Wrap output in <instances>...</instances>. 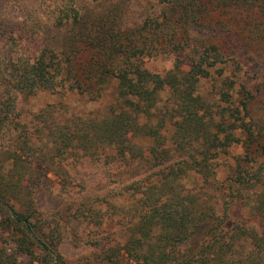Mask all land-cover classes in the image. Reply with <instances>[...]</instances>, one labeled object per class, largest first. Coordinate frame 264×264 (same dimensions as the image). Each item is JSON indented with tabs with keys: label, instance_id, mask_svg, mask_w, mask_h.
I'll return each instance as SVG.
<instances>
[{
	"label": "trees",
	"instance_id": "1",
	"mask_svg": "<svg viewBox=\"0 0 264 264\" xmlns=\"http://www.w3.org/2000/svg\"><path fill=\"white\" fill-rule=\"evenodd\" d=\"M125 1H70L35 51L22 27L0 23V138L10 143L0 149V264H63L56 229L39 216L33 192L50 173L65 182V166L82 158L158 169L106 197L105 208L92 201L70 209L73 221L97 231L113 215L123 222L127 238L104 264H264V230L225 229L200 190L189 188L193 178L215 181L220 161L240 146L228 188L242 205L254 197L250 213L264 216V190L255 191L264 188V168L253 169L264 157V117L251 115L255 104L264 112V0H146L153 10L140 22H130ZM177 54L187 63L162 75L144 67L146 58ZM218 65L217 98L209 99L200 82ZM111 79L116 100L104 117L67 116L64 104H47L35 117L43 139L20 123L18 96L64 89L94 101Z\"/></svg>",
	"mask_w": 264,
	"mask_h": 264
},
{
	"label": "rangeland",
	"instance_id": "2",
	"mask_svg": "<svg viewBox=\"0 0 264 264\" xmlns=\"http://www.w3.org/2000/svg\"><path fill=\"white\" fill-rule=\"evenodd\" d=\"M72 4L79 7H86L97 0H0V23L6 25L14 24L22 27L25 35L32 37L33 40L28 45V49L35 51L41 45L38 37L54 31L53 22L68 5ZM146 0H126L125 3L132 5L129 9L130 22H140V20L151 12L152 7L146 6ZM138 4L142 5L137 6ZM177 61L187 63L182 54L172 56H160L156 58H146L144 67L152 73L164 74L170 71ZM183 64V69L188 67ZM222 65H218L212 71L209 80L200 82L199 90L209 99L217 98L215 95L216 86L219 85V75ZM254 69H250L249 74L242 78L247 80L252 76ZM243 75V74H242ZM229 71L224 72L223 77H229ZM252 82V81H251ZM67 89V88H65ZM166 96L162 97V102ZM116 100V80L111 79L103 87L97 100L89 101L86 97L76 92L58 90L56 92L42 91L33 96H18L16 100V111L28 133L32 137L43 139L38 132L35 122L36 115L43 110L47 104H64L67 108L66 115L86 114L97 118L106 116ZM224 106V104H223ZM84 112V113H83ZM252 117L259 121L264 117V112L260 105L255 104L251 112ZM23 136V135H22ZM10 145L7 138H0V149ZM47 153V149H44ZM244 154L240 146H233L228 157L220 161L218 173L215 181L205 185L202 181L194 179L189 188L200 190L205 201L214 206L217 215L223 218L225 229L234 228L239 224H246L261 231L264 230V216H257L250 213V207L254 205V197L249 201L250 206L242 205L239 198H235L229 185V167L233 165V157H242ZM68 177L65 182L54 173H50L47 179L43 180L33 192L35 208L39 216L53 229L55 242L57 243L56 253L63 264H104L101 257L115 244H123L127 238L124 225L120 218L113 215L111 223L108 221L103 226L104 230H96L93 227L85 226L86 223L73 221L69 215L70 209L73 211L82 204L91 203L106 207V197L118 195L126 185L133 182H147L154 178V173L158 169L151 168L149 165H133L128 168L124 166H109L103 162H91L87 158H82L78 162L69 163L65 166ZM264 168V157L258 158L253 165V169ZM263 174V172H262ZM264 175V174H263ZM241 190V191H240ZM243 189H239L238 193ZM264 188L256 189L260 193ZM246 195V192H242ZM249 194V192H248ZM243 195V196H245ZM249 197V198H250ZM121 202V199L118 200ZM71 209V211H72ZM112 214L111 211H108ZM65 214L68 219H61ZM63 216V215H62ZM244 222V223H242ZM203 236L200 234L194 238L201 241ZM240 251V250H239ZM41 252L36 253L37 258H41ZM25 264L28 260L23 259Z\"/></svg>",
	"mask_w": 264,
	"mask_h": 264
}]
</instances>
